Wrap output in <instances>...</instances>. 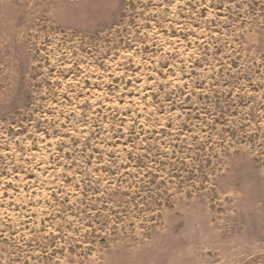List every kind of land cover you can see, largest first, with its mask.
<instances>
[{"label":"rangeland","instance_id":"obj_1","mask_svg":"<svg viewBox=\"0 0 264 264\" xmlns=\"http://www.w3.org/2000/svg\"><path fill=\"white\" fill-rule=\"evenodd\" d=\"M0 264H264V0H0Z\"/></svg>","mask_w":264,"mask_h":264}]
</instances>
